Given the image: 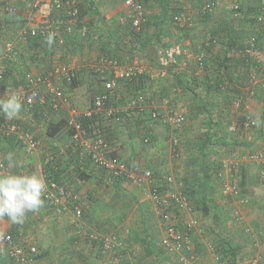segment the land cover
Returning a JSON list of instances; mask_svg holds the SVG:
<instances>
[{"label":"crops","instance_id":"1","mask_svg":"<svg viewBox=\"0 0 264 264\" xmlns=\"http://www.w3.org/2000/svg\"><path fill=\"white\" fill-rule=\"evenodd\" d=\"M77 1L84 8L83 23L91 31L85 37L81 28L76 27L74 33L68 36L66 44L57 46L41 41L34 44L33 41L22 39V33L33 23L30 22L32 0H15L20 8L16 14L7 13V0H0V59L8 70L9 83L22 82L28 73L40 74L54 64L67 61L75 62L83 79L82 85L79 82L78 85L71 84L68 90L71 96L69 101L54 115L35 112L32 117L23 107L15 119L23 121L25 127L41 139V150L38 153L27 156L15 142L0 138L2 155L14 151L23 162V167L15 170L17 173L27 171L45 179L44 155L55 151V147L62 151L60 149L67 137L64 133L61 137L50 136L48 126L66 121L72 115V107L90 106L91 100L84 93L90 88L93 92L98 83L92 74V66L104 56L117 58L124 64H142L157 77L152 81L149 75H144L146 81L144 83L142 79L138 88L147 89L149 97L156 103L166 94L174 95L178 106L187 114L188 122L181 135V156L171 157V131L158 124L149 126L152 136L149 145L142 142L139 119L123 128L109 127L107 135L123 142L121 153L125 158L139 161L155 172H171L178 178L190 181L195 197L198 182L205 178L210 185L208 199L211 210L209 214L200 211L206 227L211 231L210 227L216 229L221 220L226 222V218L230 219L229 224H223L216 232H212L214 239H220L219 244L223 245L227 241L232 245L241 258L239 264H253L251 261L254 259L264 262V178L259 174L261 165H251L244 161L238 172L231 173L229 169H222L223 162H228L233 152L245 160L249 153L264 150V126L249 127L237 133H230L227 129L228 125L238 120H252L256 116L264 120V24L259 30L255 28L252 22L255 9L251 8L250 14L242 18H234L230 11L233 0H215L217 5L211 12L202 10L209 0H143L148 23L140 36H132L123 34L124 24L120 23L127 15L124 0ZM258 2L255 0L252 5L257 6ZM169 7L188 12L192 20L189 33L183 35L182 28L170 19ZM47 8V5L42 6L40 13H35L34 25L41 26V13L47 12ZM50 16L54 24H61V12L53 11ZM209 31L218 36L217 43L207 44L206 34ZM257 32L260 43L252 55L251 66L247 68L239 63V52L247 44L250 35ZM6 41L14 42L19 50L17 56L3 58ZM172 45L179 46L181 54L177 55L175 63L162 67L164 76H158L157 72L161 70L158 49ZM200 52H205V67H200L194 58ZM223 61L228 64L226 68L221 67ZM147 84L148 87H145ZM219 84L224 85L222 89ZM3 86L5 88L6 85ZM3 86H0V98L7 97ZM248 88L256 91L250 101L245 100ZM196 93L201 96L195 97ZM133 95V92H126L125 98L116 99L115 102L123 104L125 99L131 100ZM237 100L242 102L239 107L233 105ZM208 112L214 119L211 125H208ZM0 119L5 118L0 115ZM162 129H166V132ZM54 162H57L59 170L57 178L68 183L77 194L86 197L84 222L89 228H96L105 234H119L126 225L132 231L128 235L130 252L120 262L113 264H134L131 261L134 235L141 241H147L153 237L152 233H156L161 239L163 230L160 221L141 187L130 184L104 185L97 168L89 161L79 166L65 155L64 158L60 155L56 161L54 158ZM78 168L81 171L78 172ZM79 173H84V178ZM218 173L223 175L219 177ZM227 179H234L240 184L241 196L249 200L247 204L239 203L224 193L222 180ZM235 208L243 216V221L238 222L233 218ZM72 217L71 209L61 217L44 209L34 214L27 228L1 219L0 231H13L23 242V237L32 228L41 254L37 261L39 264H106L102 263L103 257L97 256L94 245L88 239L76 236ZM231 223L237 227L234 228ZM240 225L243 231L237 233ZM76 240L78 244H74ZM199 251L205 264H214L201 244ZM0 264L17 263L4 257L0 258Z\"/></svg>","mask_w":264,"mask_h":264},{"label":"built area","instance_id":"2","mask_svg":"<svg viewBox=\"0 0 264 264\" xmlns=\"http://www.w3.org/2000/svg\"><path fill=\"white\" fill-rule=\"evenodd\" d=\"M124 4L127 15L121 19L120 23H129L135 30H140L148 21L145 3L143 0H124ZM45 5L49 11L41 13L40 19L43 23L41 26L34 25L35 13H40L42 6ZM216 5L215 0L206 1L202 10L211 12ZM251 6L257 8L252 18L255 27L259 30L264 24V0H259L257 6L250 5L247 0L246 2L233 0L230 11L234 18H242L249 13ZM31 8L30 22L33 23L21 36L25 41H28L30 37L48 39L51 36L53 44L64 46L67 37L73 34L76 27L81 28L80 31L85 37L89 33V28L81 18V9L77 0H32ZM19 10L15 0H7L5 7L7 13L16 14ZM53 11L61 12V24L53 23L50 16ZM173 20L180 27H192L191 16L186 11L175 12ZM258 32L250 35L244 49L239 52V57L242 55L243 58H241L247 64L251 63L252 55L258 49L260 43ZM206 36L208 45L219 41L218 36L212 31H209ZM3 52L4 59L19 54L18 48L12 41L5 42ZM158 54L161 70L157 72V75L162 77L165 73L162 67H169L175 63L177 55L181 54V48L176 45L160 47ZM194 58L200 67H205V52L196 54ZM147 69L142 64H124L119 59L108 56L102 57L92 66V74L98 83L92 93L90 106L71 108V117L64 121V134H67V139L60 149L62 151L55 150L44 155V167L46 166L49 171L45 172L47 185V191L43 197L45 203L39 212L45 209L61 217L71 209L72 225L76 236L88 239L95 246L93 249L96 254L107 257L110 262L118 263L127 252H130L128 249L129 228L119 234H105L96 228H89L84 222L86 197L77 194L68 183L58 180L50 171V168L57 169L52 163L54 158L56 161V157L60 155L63 158L65 155L79 166L89 161L97 168L104 185L130 184L143 189L145 198L152 203L160 221V228L163 230L161 246L179 264H205L204 257L199 251L200 244L204 246L214 264H224L222 248L204 223L202 213L193 196L194 189L190 181L178 178L171 172H155L151 168L144 167L139 161L125 158L121 153L123 142L119 138H111L106 133L109 127L123 128L131 121L135 122L139 119L142 142L149 145L152 142L149 126L158 124L171 131L169 137L171 157L181 156V135L188 122L187 114L178 106L174 95L166 94L162 96L159 103H156L152 97H149L147 89L138 88L142 79L145 83L148 75L152 81L157 77ZM78 75L79 70L75 62L67 61L52 65L46 73H28L22 82L13 84L7 81L8 70L0 59V86L6 85L5 88L3 86L6 95L17 93L23 101L25 110L32 115L35 112L53 114L58 111L69 101V86ZM223 86L221 84L220 88L222 89ZM145 87H148V84ZM126 92H133L131 100L125 99L123 104L115 102L116 99L125 98ZM255 92L254 88H248L245 100H252ZM241 103L237 100L233 105L239 107ZM249 127L255 126L252 125L251 120L243 119L228 125V130L230 133H237ZM0 138L15 142L27 156H34L41 150V139L20 120L0 119ZM232 154L228 162H223L222 169H229L231 173H234L240 171L244 161H248L251 165L260 163L259 174L261 178H264V150L249 153L245 160L240 159L236 152ZM2 157L0 150V173L13 171L7 168L6 161ZM22 173L30 174L27 171ZM218 175L221 177L223 173ZM222 188L225 194L239 203L249 202L247 198L241 196V186L234 179L222 180ZM34 214L38 212L28 213L23 224L14 225L21 228L28 227L30 219H34ZM233 218L238 222L243 221V216L237 209L233 212ZM1 219L8 220L7 217ZM26 235L22 242L20 236L13 231H0V258L7 257L17 264H38L39 246L32 228ZM74 244H78V241ZM251 262L264 264L260 259H254ZM133 263L142 264L137 261Z\"/></svg>","mask_w":264,"mask_h":264},{"label":"clouds","instance_id":"3","mask_svg":"<svg viewBox=\"0 0 264 264\" xmlns=\"http://www.w3.org/2000/svg\"><path fill=\"white\" fill-rule=\"evenodd\" d=\"M48 42L53 44L51 36ZM23 107V101L17 93L0 98V115L9 121L15 120ZM251 123L258 128L264 126V120L259 116L252 119ZM2 159L6 161L7 168L13 171L0 173V218L7 217L13 224H23L28 213L39 212L44 206L46 181L35 173H17L15 170L21 169L23 162L14 151L4 153Z\"/></svg>","mask_w":264,"mask_h":264},{"label":"trees","instance_id":"4","mask_svg":"<svg viewBox=\"0 0 264 264\" xmlns=\"http://www.w3.org/2000/svg\"><path fill=\"white\" fill-rule=\"evenodd\" d=\"M78 4H79V6H80V9H81V18L84 16V8H83V6L78 2ZM170 8V11H169V16H170V19L174 22V20H173V15L175 14V12H177L176 10L177 9H172L171 7H169ZM254 9H255V11L257 10V8L256 7H253ZM254 11V12H255ZM148 23V21L144 24V25H142V27H141V29L140 30H135L133 27H131L130 26V24L129 23H127V24H124V26H122V28H123V34L124 35H126V34H128V35H132V36H140L141 34H142V31L144 30V27H145V25ZM180 28H182V33H183V35L184 34H187V33H189V30H190V28H183V27H180ZM90 29H89V33H90ZM124 31H125V33H124ZM28 41H33V43L34 44H36V42L37 41H41V42H44L45 44H49V42H48V39H41V38H32V37H30L29 38V40ZM121 41V40H120ZM243 46V45H242ZM244 47L245 46H243L241 49H244ZM241 57H242V55H241ZM240 57V61H239V63L241 64V65H243V66H245V67H250L251 66V64H247V63H245V60L244 59H242ZM252 63V62H251ZM228 66V64H227V62L226 61H223V62H221V67H224V68H226ZM48 70H45L43 73H46ZM220 85V84H219ZM196 96H201V95H199V93L197 94H195V97ZM201 98V97H200ZM202 100V99H201ZM200 110H203L204 112H207L206 110H204V108H200ZM207 114V113H206ZM208 114H209V118H210V123L208 124V125H211L212 123L211 122H213L214 123V119H213V115H211V113L210 112H208ZM64 123L65 122H63V121H58V122H56V123H51L49 126H48V129H47V132H48V134L50 135V136H62V134L64 133V129H65V127H64ZM207 135V134H206ZM66 139H67V137H66ZM204 144H206V143H204ZM55 150L56 151H58L57 150V147H55ZM62 154H65V153H62ZM77 162V161H76ZM53 167H57V162L55 163L54 161H53ZM76 164H78V163H76ZM79 170H77L78 172L79 171H81V169L80 168H78ZM48 172L49 170H48V168L45 166L44 167V173L45 172ZM50 171L52 172V174L54 175V176H56V177H58V175H59V170H58V168L55 170V169H53V168H50ZM79 175H80V177H83L84 178V173H79ZM45 176H46V173H45ZM50 176V175H49ZM59 180V179H58ZM209 187H210V185H209V183H207V181L205 180V178L204 179H202L201 181H199L198 182V184H197V196L195 197V201H196V203H197V207L204 213V214H209V211L211 210L210 209V202H209V199H208V190H209ZM143 243L144 242H146L145 240H143L142 241ZM152 247V246H151ZM148 248V247H147ZM221 248H222V253H223V255H224V261H225V264H239L238 263V261L240 260L239 259V257L237 256V252H236V250H234L235 248L232 246V245H230L227 241L226 242H224V244L221 246ZM154 252H156L155 251V249H154V247H152V249L151 248H149L148 250H147V254L148 255H151V254H154Z\"/></svg>","mask_w":264,"mask_h":264},{"label":"rangeland","instance_id":"5","mask_svg":"<svg viewBox=\"0 0 264 264\" xmlns=\"http://www.w3.org/2000/svg\"><path fill=\"white\" fill-rule=\"evenodd\" d=\"M249 3H250V5H252L253 4V2H255V0H247ZM251 8H253L252 6L250 7V9ZM254 9V8H253ZM47 12L49 11V8H47V10H46ZM253 22V21H252ZM256 28V27H255ZM261 28H263V26H261ZM260 28V29H261ZM78 79V80H77ZM77 79L75 80V81H73V84L74 85H78V82L82 85L83 84V79L80 77V75H78V77H77ZM75 82V83H74ZM72 84V85H73ZM72 85H70L69 87H71ZM82 89H86V87H82ZM69 90V89H68ZM92 90H91V88L90 89H88L85 93H84V95L87 97V99L89 100H92ZM70 96V95H69ZM71 97V96H70ZM70 97H69V99H70ZM90 105V104H89ZM88 105V106H89ZM85 108V107H84ZM29 115H31L32 117H34V115H32L31 113H29V112H27ZM53 115H54V113H53ZM164 128V127H163ZM228 129V128H227ZM162 130H164L165 132H166V129H162ZM235 206H232V208H234ZM232 208H230V209H232ZM237 208H235V210H236ZM233 210V209H232ZM234 210V211H235ZM227 216V215H226ZM228 220H230V219H228V218H226L225 219V221L226 222H224V221H220V223H218V227H216V229H212L211 227H210V229H211V234H212V232L214 233V232H216V230H218V229H220V226H223V224L224 225H227V224H229V222H228ZM222 223V224H221ZM244 223V222H243ZM236 224L238 225V223L236 222ZM231 225L234 227V228H236L237 227V225H234L233 223H231ZM239 226V225H238ZM252 226V225H251ZM126 228H128V226H126L125 225V228L123 229V231L126 229ZM130 230V229H129ZM237 233H241L242 231H243V229H242V225H240V228L238 229L237 228ZM245 230V229H244ZM130 234H132V231H130ZM152 235H153V237L150 239V240H147L146 242H142L141 240H140V238H138V236H136L135 237V235H134V238H133V249L131 250L132 252V256H131V261H133V262H135V261H137V262H141L142 264H179L178 262H177V260L173 257V256H171V255H169V254H166L165 253V250L163 249V247L161 246V243H160V237H158V236H156V233H152ZM47 238V237H46ZM216 240V239H215ZM217 242H220L221 243V240L220 239H217L216 240ZM137 244H138V246H137ZM141 244V245H140ZM222 244H220V246H221ZM76 246H78V245H76ZM154 247V249H155V251L156 252H154V254H151V255H148L147 254V247L148 248H151L152 249V247ZM221 248V247H220ZM222 250V249H221ZM41 256V254H39V256H38V258ZM97 256H99V255H97ZM250 259H252L251 257H250ZM249 259V260H250ZM100 260H101V258H100ZM240 260H241V258H240ZM75 261V260H74ZM101 261H103L102 263H106V264H113V262H110V260H108V258L107 257H103V259L101 260ZM76 263V262H75ZM74 263V264H75ZM38 264H39V262H38ZM44 264H47L46 262H44ZM50 264H52V262H50ZM76 264H81V263H76Z\"/></svg>","mask_w":264,"mask_h":264}]
</instances>
